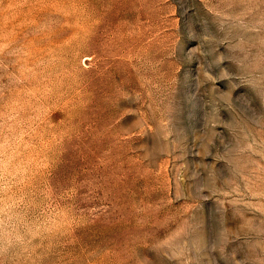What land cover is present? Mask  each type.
I'll list each match as a JSON object with an SVG mask.
<instances>
[{"label":"rangeland","instance_id":"1","mask_svg":"<svg viewBox=\"0 0 264 264\" xmlns=\"http://www.w3.org/2000/svg\"><path fill=\"white\" fill-rule=\"evenodd\" d=\"M0 264H264V0H0Z\"/></svg>","mask_w":264,"mask_h":264}]
</instances>
